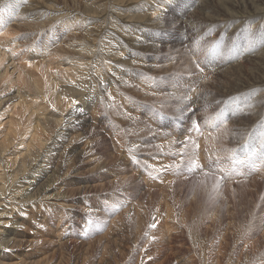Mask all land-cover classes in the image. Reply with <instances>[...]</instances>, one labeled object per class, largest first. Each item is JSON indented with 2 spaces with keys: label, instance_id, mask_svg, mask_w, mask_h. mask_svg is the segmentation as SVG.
I'll list each match as a JSON object with an SVG mask.
<instances>
[{
  "label": "rangeland",
  "instance_id": "374dc122",
  "mask_svg": "<svg viewBox=\"0 0 264 264\" xmlns=\"http://www.w3.org/2000/svg\"><path fill=\"white\" fill-rule=\"evenodd\" d=\"M25 1L0 0V182L7 190L0 237L26 239L5 252L25 253L34 243L45 264H264V178L227 179L217 169L230 147L253 145L244 137L253 127L264 142V66L242 47L256 54L264 32H246L257 18L225 42V35L210 37L219 27L205 30L204 17L217 15L216 6L243 16L254 12L252 0H151L157 14L132 19L136 0H44L40 21L13 13ZM9 9L15 20L5 18ZM98 44L103 52L91 54ZM89 60L101 72H82L77 85L84 98L95 97L82 125L88 103L80 104L81 95L61 102L53 94L61 84L74 86L75 62ZM56 110L60 128L45 129L39 120ZM220 116L213 133H188L194 121ZM193 156L201 167L190 171ZM159 157L167 165L156 166ZM238 160L248 170L249 161ZM128 200L140 215L122 212ZM59 214L65 229L56 236ZM40 236L49 242H35Z\"/></svg>",
  "mask_w": 264,
  "mask_h": 264
},
{
  "label": "bare ground",
  "instance_id": "6f19581e",
  "mask_svg": "<svg viewBox=\"0 0 264 264\" xmlns=\"http://www.w3.org/2000/svg\"><path fill=\"white\" fill-rule=\"evenodd\" d=\"M19 1V0H18ZM33 2L34 4H28L29 2ZM42 1H44V0H26L24 3H18V4H14L13 5V13H17V17H20V18H24V19H28V21L29 20H31L33 17H36L37 18V21H40V20H43V18H41L42 17V15H41V13L42 12H44L43 11V9L41 8V4H40V2H42ZM122 1V0H121ZM123 1H125V0H123ZM137 1V4H134V5H131V7H130V9H129V13H127V14H129L128 16H129V18L130 19H132V18H134V17H136V15H138L139 17L141 16H144V12H146V13H148L149 15L151 14V13H153V14H157V13H155V10H157L156 9V6L153 4V3H150V1L151 0H136ZM16 2V1H15ZM197 2H202V0H197ZM203 2H207L206 0H203ZM261 3H264V0H252V4H251V7L252 8H254L255 10H254V12H247V11H245L244 10V12H245V15H243V16H239V13H237V10L236 9H234V10H231V9H228V8H225L223 11H217V6L216 7H214L215 9H213V13L215 12L214 10H216V12H217V15L215 14V15H212V13H210V14H207V13H205L204 14V17L207 19V22H206V28H205V30L206 29H210L211 31L212 30H217V28H215L214 27V25L215 26H218L219 27V29L216 31V33H213L210 37L211 38H214V39H217V38H215V37H221V36H226V39H225V42L227 41V37L228 36H230V33L231 32H235V31H237V30H241V28L244 26V24H246L245 26H247L250 22H252L253 20H256L257 18L259 19L258 21H257V23L256 24H252V25H248L247 27H246V32H248V33H250V34H257L258 32H260L261 33V30L264 32V7H261ZM75 4H77V3H75ZM111 4V3H110ZM22 6V7H21ZM43 6H46V7H48V8H52L53 6L52 5H49L48 3L47 4H44ZM113 5H110V7H112ZM159 7V6H158ZM12 9H9L8 11H7V13H6V16H5V18H12V20H15L16 18H14V15H12ZM91 8H89V9H87V10H90ZM242 9V7H240V5H238V10H241ZM154 10V11H153ZM153 11V12H152ZM206 12V11H205ZM197 13V10H195L194 11V14H196ZM194 14H193V16H194ZM154 19V18H153ZM153 21H156V20H153ZM152 21V22H153ZM110 22H112V20H110ZM29 25H32L33 23H28ZM188 26H189V29H191V30H193V29H195V27H196V23H195V21L193 22V21H188ZM37 25V24H36ZM39 25V24H38ZM37 25V26H38ZM241 25H243L241 28H240V26ZM133 28H135V26L133 25L132 26ZM211 27V28H210ZM127 31H129L130 32V34L132 35V33H134L135 31H136V28H135V30H132L131 28H127ZM211 33V32H210ZM237 34V33H236ZM234 35V34H233ZM207 36V35H206ZM198 37V36H197ZM231 37H232V35L229 37V39H231ZM233 38V37H232ZM207 39V38H206ZM210 39V38H209ZM222 39V38H221ZM220 40V39H219ZM234 46V45H233ZM232 46V47H233ZM101 47H102V44H98L95 48H92V49H89L90 51H91V54H93V55H95V54H97V55H99L101 52H103L102 50H101ZM222 47H224V45H221V48ZM242 47H244L245 48V51H246V54L245 53H243V55L245 56V57H248L249 55H252L251 57H253L254 58V56H256L257 58H254V62H259V63H261L263 66H264V43H262V41L259 43V47H261V48H258V50H256V54H253V53H250V47H247V46H242ZM239 48V47H238ZM237 49V48H236ZM237 50H239V49H237ZM252 61V62H253ZM93 62H94V60H92L91 62H90V60L89 61H87L86 63H84V64H80V63H78V62H75V65H76V71H75V73H76V76L75 77H77V73L79 74V79L78 80H76L75 81V83L76 84H74V86L73 85H70L69 86V84H61V85H59L58 86V88H56L55 90H54V94L53 95H57V99L58 100H63V98H65V96H67V98L68 99H70V101H73V100H75V98H73L76 94H78V95H81V98H82V101H84V102H80V104L81 105H84L85 103H88L87 104V106H88V109L87 110H85V113L84 114H86L88 117H87V119L85 120V121H82L83 119H85V117L84 118H82V125L88 120V118L90 117V113H92V110L90 109V106L89 105H91V104H93V102H94V98L95 97H87V98H84L83 97V95H82V92H83V89L81 90V89H78V87H77V85H82V82H83V80L85 79V76L84 75H87V76H91V75H93V76H97L98 75V73L99 72H101V69H95L96 67H95V65L93 66ZM90 63H91V67H90ZM234 63H237V62H234ZM104 66V65H103ZM94 67V68H93ZM79 71H81V72H79ZM84 71H87V73L86 74H82V72H84ZM1 82H2V80H0ZM0 87H1V85H0ZM259 87H264V83H261V84H259L258 85V88ZM86 90V89H85ZM88 94V93H87ZM89 95V94H88ZM65 100V99H64ZM62 102V101H61ZM64 104V103H63ZM62 104V105H63ZM63 106H65V105H63ZM87 106H85L84 108H86ZM33 114V113H32ZM35 114V113H34ZM62 115H64V113L62 114ZM59 116H61V112H59V110H56V112H53V114L52 115H50V116H42L41 117V119L39 120L40 122H43V124H44V127H45V129H47V130H54L55 129V131H57L56 129H58V128H60V127H57L58 125H59V121L61 120V123H62V119H59ZM71 116V115H70ZM70 116H68V118H69V120L66 122L67 124H63L64 126V129H65V132H67V133H69L70 131H72V130H70V128L71 127H69V124H70V122H72V117H70ZM63 117V116H62ZM38 118V117H37ZM65 118V117H64ZM39 122V124H41ZM38 124V125H39ZM42 125V124H41ZM76 126V125H75ZM57 127V128H56ZM73 127V126H72ZM64 132V133H65ZM64 135V134H63ZM76 135V134H75ZM67 136V135H66ZM65 136V137H66ZM71 136V135H70ZM64 137V138H65ZM41 140V139H40ZM77 140V139H76ZM43 141V140H42ZM85 143V142H84ZM55 146V145H54ZM66 146V145H65ZM60 148V147H59ZM30 149V148H29ZM28 150V149H27ZM64 150V149H63ZM62 152V151H61ZM59 153L60 155H62V153ZM28 154V153H27ZM30 154H33V153H29L28 155L29 156H31ZM23 155V154H22ZM57 155V154H56ZM67 155V154H66ZM162 155V154H161ZM26 156L27 155H25L24 156V158H22V156H21V159L19 160V158H18V161H20V162H22L21 164H19L20 166H21V168H23V167H25L26 166V162H25V158H26ZM34 156V155H33ZM28 157V156H27ZM58 158V157H57ZM60 158V157H59ZM58 158V159H59ZM55 159V158H54ZM166 159V158H165ZM164 158H162V157H159L158 158V160L155 162V165L156 166H158V167H164L165 165H167V163L169 162L168 160L166 161ZM168 159V158H167ZM210 161V160H209ZM26 163V164H25ZM54 163V162H53ZM249 163V162H248ZM58 164V163H57ZM63 164V163H62ZM234 166V165H233ZM58 168V167H57ZM157 168V167H156ZM158 169V168H157ZM231 169V168H230ZM159 170V169H158ZM165 171H167L166 169H165ZM230 172V171H229ZM159 174V173H158ZM166 174V173H165ZM222 174V173H221ZM16 175V174H15ZM14 175V176H15ZM140 175H142L145 179H150L151 177H152V181L153 182H155V183H159L161 180L160 179H158V178H156L154 175L152 176V175H149V173H143L142 171L140 172ZM171 175V174H170ZM141 176V177H142ZM168 177V176H167ZM120 178V177H119ZM118 178V179H119ZM170 178V177H169ZM167 179V178H166ZM151 180V179H150ZM162 182V181H161ZM143 184H145V183H143ZM163 184H164V182H163ZM149 185V184H148ZM156 185V184H155ZM6 185H5V182H0V194H1V196H3V194L4 193H6ZM40 190V189H39ZM39 190H37V191H39ZM3 197H0V199H2ZM2 202H0V204H1ZM132 202L131 201H125V202H123L121 205H120V207L121 208H124L123 209V211L122 212H124V213H131V214H133L135 211H136V206H134V205H132V206H130V204H131ZM138 208H140V207H138ZM137 208V209H138ZM2 210V209H1ZM137 212V211H136ZM138 212H140V210L138 209ZM137 212V213H138ZM130 214V215H131ZM139 214V213H138ZM140 214H141V212H140ZM139 214V215H140ZM168 214H169V212H168ZM133 215H136V214H133ZM132 215V216H133ZM166 215V214H165ZM170 215V214H169ZM61 215L59 214V215H57L56 217H55V219H56V224H58L57 225V227L56 228H59V225H60V223L62 224V227H60L59 229H58V232H56V236H58L59 234H63V232H61L63 229H65V226L63 227V223H62V221L64 220V218H63V220L62 219H60L59 220V217H60ZM118 215H116L115 217H117ZM127 216H128V214H127ZM162 216V215H161ZM160 216V217H161ZM168 216V215H167ZM113 218L112 220H111V222H114L115 221V219L116 218ZM135 217V216H134ZM138 217V216H137ZM159 217V218H160ZM166 217V216H165ZM127 218V217H126ZM158 218V219H159ZM135 219H136V217H135ZM138 219V218H137ZM164 219H166V218H164ZM172 219V218H171ZM14 220V219H13ZM160 220H161V218H160ZM131 221H132V219H131ZM133 221H134V218H133ZM137 221H139V219L137 220ZM136 220L134 221V223L135 222H137ZM162 221L164 222V220H161V222L160 223H162ZM168 221V220H167ZM170 223V222H169ZM164 224V223H163ZM162 224V225H163ZM166 224V223H165ZM168 224V223H167ZM135 225H136V223H135ZM159 225H161V224H159ZM166 226V225H165ZM164 226V227H165ZM175 226V225H174ZM137 227V226H136ZM168 227H170V226H168ZM162 229V228H161ZM167 230V229H166ZM158 231V230H157ZM160 231V230H159ZM170 230H168V232H169ZM54 232V231H53ZM153 231H151V233H152ZM4 233V232H3ZM2 234V233H1ZM8 234V233H7ZM153 234V233H152ZM157 234V233H156ZM160 233H158V236L157 237H159L160 235H159ZM162 234V233H161ZM163 235H165V234H163ZM22 236H24L23 234H22ZM22 236H20V237H22ZM56 236H52L53 237V239H51V240H53L54 242V244L53 245H57L58 243H56L55 241H57L56 240ZM60 236V235H59ZM167 235H165V236H162V237H166ZM20 237L18 238V236L16 237V236H14L13 238L11 237V236H2V237H0V264H45L46 262H47V257L48 256H44V257H42L41 258V251L40 250H38V249H36L35 247H34V243H32V244H30V246H29V250L27 251V252H25V253H19V254H12V253H9V252H5V249H7V248H11L12 250H13V248L15 247V248H20L21 246V244H23V241L25 242V240L26 239H24L25 237H23V239H20ZM159 238H161V237H159ZM49 238H47V237H43V236H40V237H37L36 238V240H35V242H46L47 240H48ZM161 239H163V238H161ZM33 240V239H32ZM32 240H30V241H32ZM60 240H62V239H60ZM59 240V241H60ZM164 240V239H163ZM34 241V240H33ZM32 241V242H33ZM48 242H49V240H48ZM51 242V241H50ZM29 244V243H28ZM59 245H60V242H59ZM24 246H26V245H24ZM28 246V245H27ZM34 247V248H33ZM27 248V247H26ZM13 255H16L17 257H14ZM184 260V259H183Z\"/></svg>",
  "mask_w": 264,
  "mask_h": 264
},
{
  "label": "snow or ice",
  "instance_id": "6c2138e0",
  "mask_svg": "<svg viewBox=\"0 0 264 264\" xmlns=\"http://www.w3.org/2000/svg\"><path fill=\"white\" fill-rule=\"evenodd\" d=\"M196 67L199 69V71L201 72V73H203V68H200L199 67V65L197 64L196 65ZM193 128H194V130L195 131H199L200 129H199V124L197 123V122H194L193 123ZM189 139H191L190 137H189ZM194 143V147L198 150L199 149V145L198 144H195V142H193ZM180 165H179V163L178 164H176V165H169L168 167H179ZM199 167H201V165L199 164V161H198V159H196L195 158V156H193L192 158H191V164H190V166H189V170L190 171H195L197 168H199ZM152 227H155V225H151Z\"/></svg>",
  "mask_w": 264,
  "mask_h": 264
}]
</instances>
